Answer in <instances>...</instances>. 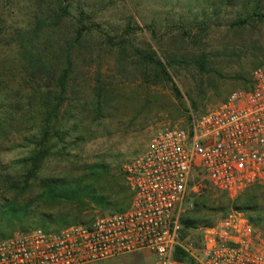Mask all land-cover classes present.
I'll return each mask as SVG.
<instances>
[{
	"label": "rangeland",
	"instance_id": "374dc122",
	"mask_svg": "<svg viewBox=\"0 0 264 264\" xmlns=\"http://www.w3.org/2000/svg\"><path fill=\"white\" fill-rule=\"evenodd\" d=\"M252 1L57 0L55 21L53 11L42 15L37 10L36 0H0V174L25 182L28 169L23 160L39 149L41 177L67 180L81 176L92 164H105L109 173H98L97 187L128 205L125 164L142 154L161 130L185 125L191 110L202 115L232 91L250 89L254 71L264 68V23L233 24L250 11ZM37 25L36 53L47 56V78L32 73L20 49L23 31L33 33ZM77 27L93 33L76 44L74 71L57 115L54 105L60 91L51 76L53 66L62 65L60 46L74 38ZM107 36L115 44L125 39V46L111 45ZM138 48L154 52L170 79L156 76V67L143 62ZM194 57L203 58L205 65H197ZM193 177L201 188L191 193L180 216L179 247H198L204 228L232 209L244 212L264 231V180L230 196L198 171ZM3 186L0 183V195L13 197ZM120 187L123 193L111 194ZM36 192L31 189L22 198L33 199ZM56 208L67 218L46 211L55 214L53 230L66 227V220L91 223L118 212L91 205L77 215L75 207ZM187 220L190 226L183 223ZM38 228L32 219L13 233ZM147 255L136 257V264H154L156 257Z\"/></svg>",
	"mask_w": 264,
	"mask_h": 264
},
{
	"label": "built area",
	"instance_id": "2783aa9c",
	"mask_svg": "<svg viewBox=\"0 0 264 264\" xmlns=\"http://www.w3.org/2000/svg\"><path fill=\"white\" fill-rule=\"evenodd\" d=\"M130 206L57 231L41 228L0 238V264H92L149 251L156 264H182L180 216L203 179L237 196L264 180V68L253 86L232 91L217 107L185 125L155 134L144 152L125 164ZM196 264H264V231L232 209L203 230L196 248L182 246Z\"/></svg>",
	"mask_w": 264,
	"mask_h": 264
},
{
	"label": "trees",
	"instance_id": "16d2710c",
	"mask_svg": "<svg viewBox=\"0 0 264 264\" xmlns=\"http://www.w3.org/2000/svg\"><path fill=\"white\" fill-rule=\"evenodd\" d=\"M56 2L57 0H36L38 7L37 10L42 15L46 14L47 10L53 11V14L57 15L56 19H53L56 21L59 17V13L55 8ZM252 2V6H249L250 11L246 12L245 15H239L236 20L233 21L234 25L244 27L254 21H262L264 23V11H262L264 10V0H253ZM44 4L46 5L44 6ZM43 28L44 27H42V31ZM47 28L50 29L53 27L47 26ZM38 29L40 28L37 25V27L33 30L36 31L33 33L28 31L29 29H27V31H23L22 36H20V49L26 59V62H29L28 64L32 73H39L47 78L45 70L47 69V64L43 60V58L47 56L36 53L38 50V44H35V37L38 36ZM85 30L86 28L83 29L77 27V30L74 33V38L71 41H67L65 44H61L60 53L62 57L64 56V60L62 65L60 63L57 64V66H53V73L51 76H54V78L57 79L56 86L59 87L60 91L57 96L58 102L54 105V110L55 113L57 112V115L59 114L58 112L65 101L64 97L67 84L74 71L76 57L73 56V51L77 49L76 44L85 40L86 35H89V33H93L91 30L89 32H86ZM107 40L113 46H116V44H118L119 47L125 46V39H122L120 42H116V44L114 38L111 36H107ZM137 53L142 56L144 63L152 64L156 67V76H160L162 78L164 77L167 80L170 79L165 64L157 58L154 52L138 48ZM203 60V58H193V61L200 66L205 65L206 62ZM57 74H59L58 77ZM8 102L10 106L15 104V102ZM8 102L7 100L5 101V103ZM55 113H53L54 116L56 115ZM57 115L55 117H57ZM37 144L38 146H42L41 143ZM23 163L28 169L27 175L25 176V182L23 183L17 179L10 178V174H0V183L4 184L3 189L5 190V193L10 191L14 194L13 197H7L5 194L0 195V238L13 235L14 229L19 226L24 227L28 224V222L32 221V219H34L36 224L41 226V228L45 231H57L51 228L52 224L55 222L52 217L57 214V216H60L61 218H67L64 217V214L56 208L58 205L71 206L73 209L75 207V213L79 215L84 213L87 207H91V205L99 206L102 209H112L122 212L127 210L131 203L130 202L128 205L121 204V198L120 200L114 201L112 200L110 194L107 195L102 193L100 188L97 187L95 182L99 177L98 173H109L108 166L105 164H92L81 176L72 177L66 180L65 178L38 176L39 168L42 165L40 149L35 152V155L24 159ZM31 189H37L36 194H34L35 197L30 200L22 198V196L28 194ZM119 189L120 190L117 192L111 194L114 195L123 193L122 188L120 187ZM132 196L133 194L131 192L130 197L128 198L130 201L132 200ZM52 210L56 211L55 214H47L46 211ZM73 223L78 222L66 220L65 225L67 227ZM79 223L88 224V222L83 220H80ZM183 223L190 226L189 220ZM252 223L255 225L254 222ZM174 257L181 262L187 261L192 264H196L193 258L179 246H177L174 251Z\"/></svg>",
	"mask_w": 264,
	"mask_h": 264
},
{
	"label": "crops",
	"instance_id": "0c3cea01",
	"mask_svg": "<svg viewBox=\"0 0 264 264\" xmlns=\"http://www.w3.org/2000/svg\"><path fill=\"white\" fill-rule=\"evenodd\" d=\"M147 253L153 254V253H151L149 251L134 252V253L125 254V255H122V256H119V257H116V258H112V259H109V260L97 262L95 264H130V263L136 264V263H139L137 261L136 257H138V256H141V257L148 256ZM143 264H145V263H143ZM154 264H156V261L154 262Z\"/></svg>",
	"mask_w": 264,
	"mask_h": 264
}]
</instances>
